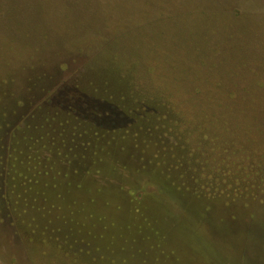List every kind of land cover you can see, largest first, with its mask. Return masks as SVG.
<instances>
[{"label": "rangeland", "instance_id": "obj_1", "mask_svg": "<svg viewBox=\"0 0 264 264\" xmlns=\"http://www.w3.org/2000/svg\"><path fill=\"white\" fill-rule=\"evenodd\" d=\"M108 54L120 66L137 64L120 68L136 77L135 113L154 99L164 104L162 139L158 130L138 138L137 129L126 144L146 141L148 151L130 157L160 160L163 185L181 200L150 212L169 239L166 253L161 240L102 219L89 229L113 234L105 254H143L141 264H264V0H0V155L13 130L45 132L44 109L58 110L47 102L63 87L97 95L83 80L107 68ZM112 80L119 83L114 73ZM66 114L50 115V142L93 135L92 125ZM2 210L0 203V264H35ZM88 240L46 224L45 264H113L92 260Z\"/></svg>", "mask_w": 264, "mask_h": 264}, {"label": "trees", "instance_id": "obj_2", "mask_svg": "<svg viewBox=\"0 0 264 264\" xmlns=\"http://www.w3.org/2000/svg\"><path fill=\"white\" fill-rule=\"evenodd\" d=\"M106 58L112 61L107 68L95 66L83 80V87L97 95L84 92L78 86L74 89L63 87L47 102L48 106L58 110L44 109L47 114L45 132L40 128L33 132L29 126L17 133V129L13 130L4 153L0 155L2 212L8 215L10 223L15 225L17 222L16 227L25 235L23 239L36 258L35 264H45L46 224L59 230L62 236L90 239L93 248L88 256L92 260L141 264L139 259L143 254L122 250L112 251L113 256L105 254L109 244L110 247L116 245V241H112L113 234L106 236L89 229L94 221L102 219L111 222L120 232L124 227H132L131 232L142 231L145 239L161 240L162 254L168 251L164 242L169 239L160 235L164 232L159 228V220L150 212L157 203L165 204L166 199L169 203L176 199L174 197L181 199L172 188L163 185L160 160L153 156L150 161L144 159L137 164L133 156L136 152L145 154L148 151L146 141H138L137 151L126 144V135L137 129L141 133L138 138H155L152 131L158 130L157 136L162 139L164 129L159 126L163 120L158 118L164 112L161 106L164 104L154 99L156 104L152 103L144 112L135 113L132 84L136 77L127 78L120 68L133 72L136 62L126 67L115 62L116 54H108ZM113 73L119 83L113 82ZM64 112L73 113L92 125L95 128L93 135L86 140L84 134L81 140L74 137L75 140L70 142L65 139L50 142V131L46 128L49 117L53 113L58 117L67 115ZM64 124L61 121L60 125ZM166 193H170V198ZM197 198L200 199L197 196L192 201ZM112 205L115 213L112 215L118 219L120 215L127 217L128 224H118L112 215L110 220L107 212H111ZM127 206L128 209H124ZM96 252L103 254L97 256Z\"/></svg>", "mask_w": 264, "mask_h": 264}]
</instances>
